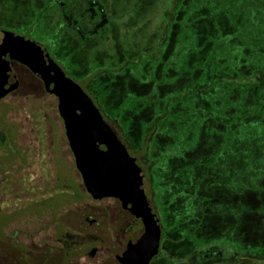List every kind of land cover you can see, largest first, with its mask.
<instances>
[{"label":"rangeland","instance_id":"obj_1","mask_svg":"<svg viewBox=\"0 0 264 264\" xmlns=\"http://www.w3.org/2000/svg\"><path fill=\"white\" fill-rule=\"evenodd\" d=\"M78 1L0 0V28L45 45L131 156L139 157L144 145L150 159L177 155L155 183L148 178V199L154 203L155 187L161 189L157 202L163 206L165 194L169 210L176 212L174 221L182 222L194 219L206 203L217 204L211 198L241 201L249 185L239 180L254 181L249 196L261 191L264 0H97L109 21L101 36L92 35L81 46L77 58L91 51L89 64L79 66L75 78L70 60L62 52L54 54L61 44L54 30L61 13L75 18L74 10L82 9ZM93 71L96 82L77 79ZM28 76L17 95L0 101V130L13 131L26 159L0 165V264H56L71 247L74 254L85 253L73 264H100L102 245L116 242V231L128 216L118 200L87 194L57 100ZM68 184L83 193L79 203L59 200ZM247 216L240 211L235 218L239 222ZM188 244L169 246L167 254L183 252ZM45 253L53 255L43 259Z\"/></svg>","mask_w":264,"mask_h":264},{"label":"flooded vegetation","instance_id":"obj_2","mask_svg":"<svg viewBox=\"0 0 264 264\" xmlns=\"http://www.w3.org/2000/svg\"><path fill=\"white\" fill-rule=\"evenodd\" d=\"M61 5H63L62 2L59 3V6ZM78 5L80 6L79 8L82 9L74 10L73 14L75 15V18L70 21L65 13H61V21L54 30V36L56 35L57 38H59L57 45L61 41L60 46L56 45L57 47H54V54L57 56L62 52L66 57V60H70L69 63L72 64L70 73L72 76L75 75L79 66H84L89 59L88 54L91 51H88L83 55V58H77V55L81 51L83 52L81 46L93 39L91 38L92 35L101 36V34L104 33L103 28L109 21L103 5L99 1L79 0ZM84 7H86V9H83ZM72 52L74 53L72 54ZM49 56L51 57L50 54ZM54 62L56 63L55 60ZM9 67L14 76V82L16 85L12 90L0 98V101L4 98L17 95L21 89L23 78L28 75L29 78L39 82L42 90L45 92L41 79L35 76L25 65L15 60H10ZM88 68L89 67H86L85 69ZM95 74V71L92 73H85L81 79H77L85 84H91L92 82H96ZM53 97L56 98L55 96ZM104 121L108 123L107 120ZM0 131V156L2 155L8 158V163L6 165H10L11 162L23 163L26 160L25 154L23 150L19 148L17 140L14 138L13 131L8 127H5V129L3 127V130ZM120 141L126 147L123 139ZM176 147H181V144L178 143ZM140 149H143L140 156L137 157L132 155V157L135 158L137 165L143 171V185L146 199L150 206L155 203L154 206L158 209L159 214L157 215V213H155L160 224V239L157 253L151 257L148 264H264V193L261 192L264 191L263 180L260 182L261 191H257L256 195L249 196V194H247L248 190L251 188V183L254 182L253 180H239V182L245 184V186L246 184L249 185V189H245L246 191L241 201L237 198L234 200L228 198L226 201H221V198L219 197L211 198V203L217 204L209 206L208 203H206L204 210L212 208L213 211H215V209H218L215 211L216 213H212V211L209 215H206V213H209L210 211L204 213L203 210L200 214L195 216L196 219L176 222L174 221V218H176L174 214L176 212L169 210V202L167 197H164L165 194H163V198L166 202L162 203L163 206L157 202V199L160 196L159 191H161V189L155 187L157 191L152 195L154 203L148 199L145 191L148 178L150 177L152 182L154 181L155 183L156 175L160 173L161 168L164 167L165 169L167 161L175 154L160 158L153 156L150 159L147 157L149 152H147L145 145L140 147ZM175 157H177V155H175L174 158ZM217 173L222 174L220 171H217ZM238 178L241 179L240 177ZM154 185H152V187H154ZM71 190L72 188L70 184H68L67 191L71 192ZM245 198H247L248 202ZM235 207L238 210H236ZM121 210L128 216V221H121L114 237L116 240L114 244L105 242V244L102 245L104 251L101 253L100 264H121L118 258L123 256L128 244L135 243L143 232L140 219L133 217L122 208ZM240 211L241 213L245 212L248 216L245 221L237 222L235 217ZM204 214L208 218H211L212 221H207V223L204 224V221L202 222V219H205ZM182 229H188V231L183 230L182 232ZM190 238H192V242L189 241ZM179 242H182L183 244H187L188 242V247L185 248L183 252L177 250L173 254L169 253L171 256L167 254L168 247L177 245ZM48 255L49 257H52L53 254L45 253L42 255V258H48ZM83 255H85V253L74 254L73 247H71L68 249V252L62 254L60 263L56 264H73L76 257L80 258Z\"/></svg>","mask_w":264,"mask_h":264},{"label":"water","instance_id":"obj_3","mask_svg":"<svg viewBox=\"0 0 264 264\" xmlns=\"http://www.w3.org/2000/svg\"><path fill=\"white\" fill-rule=\"evenodd\" d=\"M10 60L25 65L41 79L45 92L56 97L65 138L87 194L94 200L116 199L123 210L140 219L142 234L128 244L118 260L121 264H148L157 253L160 224L146 199L143 171L135 158L90 97L65 75L42 43L1 28L0 98L16 85Z\"/></svg>","mask_w":264,"mask_h":264},{"label":"trees","instance_id":"obj_4","mask_svg":"<svg viewBox=\"0 0 264 264\" xmlns=\"http://www.w3.org/2000/svg\"><path fill=\"white\" fill-rule=\"evenodd\" d=\"M259 75V74H258ZM257 75V76H258ZM260 78L262 79V80H264V72L262 73H260ZM192 92V94L193 95H196L197 94V92L198 91H196V90H193V91H191ZM178 149V148H177ZM176 152H179V151H176ZM164 156H168V154H165V155H163V156H161V157H164ZM8 163V158L6 157V156H0V165H5V164H7ZM68 192V191H67ZM59 198H61V197H63V198H61V199H59V200H64V198H66V199H68L69 201H71V202H73L74 204H77V203H79L83 198H84V195H83V193L79 190V188H78V186H76L75 188H73L72 190H71V192H68V193H61L59 196H58ZM50 202L49 203H51V202H53L52 200H49ZM2 221V223L3 222H6V219H2L1 220Z\"/></svg>","mask_w":264,"mask_h":264},{"label":"bare ground","instance_id":"obj_5","mask_svg":"<svg viewBox=\"0 0 264 264\" xmlns=\"http://www.w3.org/2000/svg\"><path fill=\"white\" fill-rule=\"evenodd\" d=\"M142 251L139 252V254H141Z\"/></svg>","mask_w":264,"mask_h":264}]
</instances>
